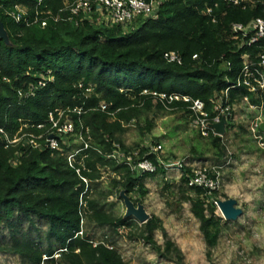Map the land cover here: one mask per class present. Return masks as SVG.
Here are the masks:
<instances>
[{"label": "trees", "instance_id": "1", "mask_svg": "<svg viewBox=\"0 0 264 264\" xmlns=\"http://www.w3.org/2000/svg\"><path fill=\"white\" fill-rule=\"evenodd\" d=\"M64 1L0 0V19L8 33V42L0 36V128L4 131L0 132V224L10 232L8 241H0V252L19 255L23 264H126L109 236L95 241L84 230L88 222L109 227L113 235L143 240L163 259L186 264L159 217L139 225L133 217L106 209L103 199L113 192L99 189V181L103 170H108L113 175L112 188L125 191L137 203L148 193L146 179L166 173L157 155L149 154L150 146L159 144V138L151 136L156 124L150 114L181 113L191 121L192 114L184 102L165 108L150 92L201 99L211 117L216 114L211 99L222 91L229 88L225 104L251 97L246 86H233L242 78V56L255 58L264 48V39L239 47L231 25L264 18V6L261 2L251 6L224 0H166L157 18H138L127 29L88 20L78 24L49 20L43 28L17 22L7 14L21 5L29 19L37 12L42 17L51 12L66 19L69 14L60 12ZM170 51L182 57L181 65L166 61L164 54ZM196 54L199 58L193 59ZM42 78L48 79L43 87L38 86ZM88 88L90 93H86ZM102 102L109 105V112L100 109ZM74 108L82 109L81 114L69 112L76 131L85 135L88 129L90 139L89 147L76 155L72 165L68 152L81 145L73 142L74 136L70 147L58 138L62 151L9 143L23 133L41 135L49 128L51 112ZM133 122L143 138L136 148L127 147L122 139ZM41 124L45 127L39 128ZM233 125L228 123L227 132ZM199 135L218 160L225 157L223 137L211 130L208 136ZM148 137L151 140L146 142ZM38 141L44 143V139ZM119 149L127 154L137 151L135 159H151L157 172L138 174L109 157ZM189 173L185 168L178 184L167 183L166 189L177 188L171 195L178 196L180 207L190 203L211 258L227 221L217 215V207L207 201L202 189L189 186ZM37 223L47 229L34 237L30 230L40 231ZM156 230L163 232V245L155 240Z\"/></svg>", "mask_w": 264, "mask_h": 264}, {"label": "rangeland", "instance_id": "2", "mask_svg": "<svg viewBox=\"0 0 264 264\" xmlns=\"http://www.w3.org/2000/svg\"><path fill=\"white\" fill-rule=\"evenodd\" d=\"M234 111L237 121L223 137L226 155L222 160H218L215 150L210 148L207 140L200 137L189 116L167 112L150 114L156 124L151 136L159 138V143L163 146L161 157L166 162V173L147 178V195L142 201L132 202L136 207L143 209L150 218L157 216L163 221L170 239L181 249L186 264H264V151L258 147L247 130L254 113L248 111L247 106L242 103H237ZM143 123L144 118L140 121L141 125ZM137 125L135 122L131 123L122 135L127 147L136 148L143 142ZM150 140L151 137H148L146 142ZM73 142L77 144L76 141ZM204 162L220 167L224 182L221 197L224 200H235L237 207L243 211L237 219H226L217 210V215L223 217L227 224L223 227L211 258L207 256L200 221L191 212L190 203H184L180 207L178 196L171 195L177 188L173 187L172 191L166 189L167 183L177 185L180 181V164ZM112 178L111 172L103 170V177L99 181V189L107 193L113 192L103 199L106 209L117 216L133 217L142 225L136 216L129 214L125 199L131 195H125L123 190L112 188ZM132 196L138 198L136 194ZM83 225L84 230L88 231L95 241L109 236L126 264H176L160 257L153 247L143 240L131 239L126 235H113L109 227L97 226L94 223L84 222ZM28 226L29 224L25 225V231ZM37 226L40 231L30 230L34 237L47 229L44 223H37ZM9 239V230L0 224V241ZM155 240L158 244H164L162 230H156ZM55 257L57 258L58 254H55ZM0 264L23 263L19 255L0 252Z\"/></svg>", "mask_w": 264, "mask_h": 264}, {"label": "built area", "instance_id": "3", "mask_svg": "<svg viewBox=\"0 0 264 264\" xmlns=\"http://www.w3.org/2000/svg\"><path fill=\"white\" fill-rule=\"evenodd\" d=\"M165 1L166 0H65V6L60 12L69 14L66 19H63L61 14L55 15L51 12H46V16L43 17L37 12L33 19H29L27 9L21 5H17L13 10L8 11L7 14L12 16L17 22L24 21L27 25L39 24L43 28L48 26L49 20H53L54 22L68 20L74 21L76 24L80 21L88 20L91 23L96 24H119L127 27L138 18H157L160 6ZM224 1L233 5L248 3L251 6H255L258 2H261L264 6V0ZM210 13L211 9H208L207 14ZM231 30L234 34L233 39L240 42L239 47L244 45L250 46L264 39V18H257L248 25L233 23L231 25ZM164 58L169 63H175L178 65L183 63L182 57L176 51L166 52ZM198 58L199 56L197 54L193 56V59ZM242 59V78L240 77L237 84L233 87L244 85L248 88V91L251 94V97L244 96L240 103L247 106L248 111L254 113V116L247 126V130L258 147L264 151V134L261 128V124L264 123V48L255 58H251L249 54H244ZM47 82L48 79L42 78L39 80L38 86L43 87ZM79 87L82 88L83 85L80 84ZM33 88L28 95L33 93ZM90 92L91 88L86 89V93ZM228 92L229 88L212 97L211 103L216 112L213 117L209 115L206 110V104L201 99H193L188 95L177 93L167 95L165 93L150 92V95L155 101L162 103L163 106L169 110L173 109V107H171L173 102H184L186 107L191 111L192 125L202 136H208L209 130L217 135L214 130L210 128V124L219 122L223 116H226L228 123L236 124L237 115L235 114L234 108L237 103H233V105L225 104V102H228ZM143 93L147 94L149 92L144 91ZM252 98L256 102H253ZM100 109L109 112V105L102 102L100 104ZM71 111L79 114L82 113L81 108H74L73 110L69 109L66 111L56 109L54 112L50 113L49 128L41 135L36 136L30 133H23L20 136H15L9 141V143L15 144L23 142L27 147L41 148L46 146L62 151L58 138H62L63 143L70 147V138L74 136V141L81 145L75 147L71 152H68V161L70 165H72L76 155L89 147L88 139H90V135L88 129H86L85 135L82 131L79 133L76 131L75 123L69 115V112ZM38 127L44 128L45 125L41 124ZM0 132L3 133V129L0 128ZM39 139H44V143L39 142ZM162 149L163 146L160 143L152 145L150 146L149 154H156L158 164L167 167L165 160L161 157ZM134 156H138L137 151L132 152V154H126L124 150L119 149L109 157L116 159L119 163L128 165L132 171L138 174H152L157 172V165L151 159L147 157L135 159ZM179 168L181 176L185 168L190 169V173L188 174L189 186L202 189L207 197V201L213 202L217 207V210H219V202L224 200L220 195L224 183L220 167L212 163L204 162L180 164ZM83 180L87 183L85 178H83Z\"/></svg>", "mask_w": 264, "mask_h": 264}, {"label": "water", "instance_id": "4", "mask_svg": "<svg viewBox=\"0 0 264 264\" xmlns=\"http://www.w3.org/2000/svg\"><path fill=\"white\" fill-rule=\"evenodd\" d=\"M0 36L8 42V33L1 19ZM227 125L228 120L226 116H223L219 122L210 124V128L213 129L217 135L224 136L227 133ZM261 128L264 130V123L261 124ZM123 193L127 195L125 191H123ZM125 200L130 215L136 216L142 223H145L150 219V216H148L140 207H136L130 198H126ZM219 210L226 219H237L243 212L242 209L237 207L236 201L233 199L221 200L219 202Z\"/></svg>", "mask_w": 264, "mask_h": 264}, {"label": "crops", "instance_id": "5", "mask_svg": "<svg viewBox=\"0 0 264 264\" xmlns=\"http://www.w3.org/2000/svg\"><path fill=\"white\" fill-rule=\"evenodd\" d=\"M180 170V169H179Z\"/></svg>", "mask_w": 264, "mask_h": 264}]
</instances>
